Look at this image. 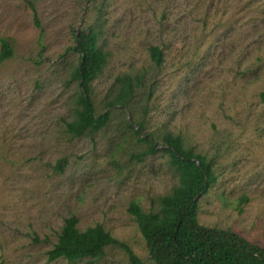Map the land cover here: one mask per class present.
Returning <instances> with one entry per match:
<instances>
[{"label":"rangeland","instance_id":"obj_1","mask_svg":"<svg viewBox=\"0 0 264 264\" xmlns=\"http://www.w3.org/2000/svg\"><path fill=\"white\" fill-rule=\"evenodd\" d=\"M90 25L108 55L91 95L96 113L111 117L73 137L66 122L81 93L74 33ZM1 38L14 54L0 61V264H88L48 261L71 215L81 230L102 224L151 263L128 207L157 211L179 184L159 150L167 133L213 163L200 223L264 246V0H0ZM125 74L141 79L135 97L107 107ZM146 137L161 146L138 159ZM91 264L130 261L124 247L109 245Z\"/></svg>","mask_w":264,"mask_h":264},{"label":"trees","instance_id":"obj_2","mask_svg":"<svg viewBox=\"0 0 264 264\" xmlns=\"http://www.w3.org/2000/svg\"><path fill=\"white\" fill-rule=\"evenodd\" d=\"M36 24L41 27L38 11L30 1ZM74 50L78 53V66L75 78L81 87L77 99L76 117L66 122L67 131L73 137L94 133L103 129L110 120V111L97 114L92 98L93 82L108 62L107 53L99 45V34L94 26L80 27L74 33ZM2 50L0 61L11 58L14 54L11 43L6 38L0 39ZM152 59L161 64L163 51L159 46H151ZM119 84L117 95L107 103V107L120 105L126 107L135 97L141 79L125 74L117 77ZM264 104V90L260 92ZM141 130L142 124L139 125ZM140 135V131H135ZM149 144L147 151L135 155L142 159L144 155L158 151L160 144L149 138H139ZM161 146V145H160ZM170 158V163L179 174V184L170 194L160 198L157 211H145L138 202H131L128 211L135 217L143 234L151 263L140 258L129 246L115 238L110 231L98 223L84 230L78 227V217L71 215L64 224L47 255L52 262L65 259L77 262L89 258L88 264L101 259L109 245H120L127 251L130 264H264V246L239 234L232 229L209 227L199 221V198L206 194L216 180L213 163L206 155L187 148L180 135L167 133L163 137L160 149ZM66 159L58 162L57 168L63 170ZM239 198L237 206L247 201Z\"/></svg>","mask_w":264,"mask_h":264}]
</instances>
